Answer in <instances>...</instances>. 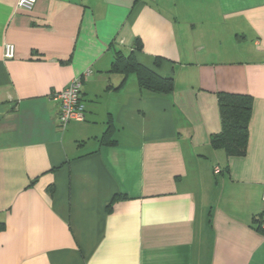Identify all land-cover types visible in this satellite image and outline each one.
<instances>
[{
  "label": "crops",
  "instance_id": "0c3cea01",
  "mask_svg": "<svg viewBox=\"0 0 264 264\" xmlns=\"http://www.w3.org/2000/svg\"><path fill=\"white\" fill-rule=\"evenodd\" d=\"M17 3L0 0V264H264V0ZM118 51L172 91L111 72ZM76 78L84 120L62 127ZM218 93L252 97L242 157L210 145Z\"/></svg>",
  "mask_w": 264,
  "mask_h": 264
},
{
  "label": "trees",
  "instance_id": "16d2710c",
  "mask_svg": "<svg viewBox=\"0 0 264 264\" xmlns=\"http://www.w3.org/2000/svg\"><path fill=\"white\" fill-rule=\"evenodd\" d=\"M111 72L123 74L125 77L129 73H134L140 89L158 95L172 91L173 80L171 78L161 77L150 68L139 64L132 52L128 55L119 51L116 52ZM218 108L221 130L210 136V145L214 149L224 150L229 157H242L246 152L248 141V123L252 111V97L245 94L218 93ZM108 134L109 129L105 132L102 142L107 140ZM119 197L113 196L108 207H111ZM262 214L257 220L258 224ZM262 232L264 231L262 230Z\"/></svg>",
  "mask_w": 264,
  "mask_h": 264
},
{
  "label": "built area",
  "instance_id": "2783aa9c",
  "mask_svg": "<svg viewBox=\"0 0 264 264\" xmlns=\"http://www.w3.org/2000/svg\"><path fill=\"white\" fill-rule=\"evenodd\" d=\"M35 0H18L17 6L24 11H31L34 7ZM3 56L5 59H11L14 56V46L12 44H6L4 46ZM90 72H85L87 76ZM81 80L76 78L71 81L62 91L56 93L53 96V100L58 102L59 105V122L62 127H65L71 121H83L85 107L81 99ZM218 172V169H215ZM262 204L264 206V188L261 197ZM259 226L264 231V210L261 216Z\"/></svg>",
  "mask_w": 264,
  "mask_h": 264
}]
</instances>
